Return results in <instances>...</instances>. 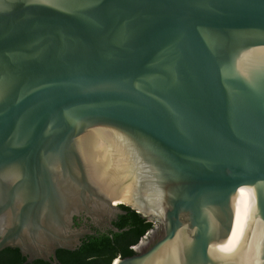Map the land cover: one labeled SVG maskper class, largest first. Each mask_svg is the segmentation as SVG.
I'll return each mask as SVG.
<instances>
[{
  "label": "water",
  "instance_id": "obj_1",
  "mask_svg": "<svg viewBox=\"0 0 264 264\" xmlns=\"http://www.w3.org/2000/svg\"><path fill=\"white\" fill-rule=\"evenodd\" d=\"M121 205L113 264H264V0H0V252Z\"/></svg>",
  "mask_w": 264,
  "mask_h": 264
},
{
  "label": "trees",
  "instance_id": "obj_2",
  "mask_svg": "<svg viewBox=\"0 0 264 264\" xmlns=\"http://www.w3.org/2000/svg\"><path fill=\"white\" fill-rule=\"evenodd\" d=\"M125 214L121 215L116 228L119 232L97 233L89 235L75 251L58 250V264H113L117 258H126L136 254L133 247L153 230L155 223L143 218L131 207L120 206ZM17 248H7L0 252V264H52L43 260L26 263Z\"/></svg>",
  "mask_w": 264,
  "mask_h": 264
},
{
  "label": "flooded vegetation",
  "instance_id": "obj_3",
  "mask_svg": "<svg viewBox=\"0 0 264 264\" xmlns=\"http://www.w3.org/2000/svg\"><path fill=\"white\" fill-rule=\"evenodd\" d=\"M120 203V202H119ZM118 205V203L116 204ZM121 214L117 213L115 215V217L112 219L111 223L112 225L116 228V223L119 222V218H120ZM74 221V227L78 228V229H85V230H91L93 233L92 234H85L80 238V243L82 245L83 240L89 236V235H95L97 233H108L110 234L111 232H114L110 226L109 223H95L90 217L86 216L85 214H81L79 216H75L73 218ZM155 228V227H154ZM118 229V228H117ZM154 230V229H153ZM152 231V230H151ZM149 231L148 233H146V235H144L140 241L135 245L137 246L141 241H143L144 238H146V236L151 232ZM149 241V240H148ZM134 246V247H135ZM135 250V249H134ZM23 256V255H22ZM24 257V256H23ZM25 258V257H24ZM58 259V257H57Z\"/></svg>",
  "mask_w": 264,
  "mask_h": 264
},
{
  "label": "rangeland",
  "instance_id": "obj_4",
  "mask_svg": "<svg viewBox=\"0 0 264 264\" xmlns=\"http://www.w3.org/2000/svg\"><path fill=\"white\" fill-rule=\"evenodd\" d=\"M120 203H121V202H120ZM118 205H119V204H118ZM129 206H130V205H129ZM160 230H161V226H160L159 223H157V224L155 225V230H153L152 232H150V233L146 236V238L143 239V243L146 242V241H148V240H153V239H155V238L159 235Z\"/></svg>",
  "mask_w": 264,
  "mask_h": 264
},
{
  "label": "bare ground",
  "instance_id": "obj_5",
  "mask_svg": "<svg viewBox=\"0 0 264 264\" xmlns=\"http://www.w3.org/2000/svg\"><path fill=\"white\" fill-rule=\"evenodd\" d=\"M121 203H119L118 202V204H130V205H133V204H131V203H129V202H126V201H120ZM117 206V205H116Z\"/></svg>",
  "mask_w": 264,
  "mask_h": 264
},
{
  "label": "built area",
  "instance_id": "obj_6",
  "mask_svg": "<svg viewBox=\"0 0 264 264\" xmlns=\"http://www.w3.org/2000/svg\"><path fill=\"white\" fill-rule=\"evenodd\" d=\"M136 247V246H135ZM135 247H133V249H135Z\"/></svg>",
  "mask_w": 264,
  "mask_h": 264
}]
</instances>
